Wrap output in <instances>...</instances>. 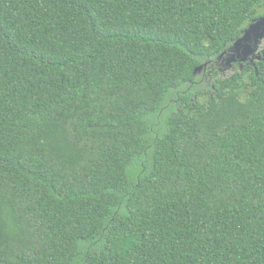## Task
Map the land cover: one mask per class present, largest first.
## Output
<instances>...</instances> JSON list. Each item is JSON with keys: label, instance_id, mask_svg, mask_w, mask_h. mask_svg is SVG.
Masks as SVG:
<instances>
[{"label": "trees", "instance_id": "trees-1", "mask_svg": "<svg viewBox=\"0 0 264 264\" xmlns=\"http://www.w3.org/2000/svg\"><path fill=\"white\" fill-rule=\"evenodd\" d=\"M262 17L0 0V264H264V58L220 61Z\"/></svg>", "mask_w": 264, "mask_h": 264}, {"label": "water", "instance_id": "water-1", "mask_svg": "<svg viewBox=\"0 0 264 264\" xmlns=\"http://www.w3.org/2000/svg\"><path fill=\"white\" fill-rule=\"evenodd\" d=\"M263 40L264 17L255 20L243 33V36L236 41L234 46L230 49V53H228L227 66H232V64L237 61H240V63H253L251 60L258 53L260 43ZM226 54L227 53H223L220 58H223ZM202 69L203 67H200L196 72H200Z\"/></svg>", "mask_w": 264, "mask_h": 264}, {"label": "rangeland", "instance_id": "rangeland-1", "mask_svg": "<svg viewBox=\"0 0 264 264\" xmlns=\"http://www.w3.org/2000/svg\"><path fill=\"white\" fill-rule=\"evenodd\" d=\"M261 58H264V40L260 43V47H259V51H258V53L252 58V60H251V62H254V61H257V60H259V59H261ZM222 64V66H225V67H227L228 69H227V71L226 72H224V74H226V75H228V74H230V73H232L233 72V68H232V66H227V64L226 63H221ZM221 66V67H222ZM208 74V72L205 74V76L204 77H206V78H208L209 76V74ZM202 75V74H201ZM203 76V75H202ZM205 78V79H206ZM209 79V78H208ZM208 79H206V80H208Z\"/></svg>", "mask_w": 264, "mask_h": 264}, {"label": "flooded vegetation", "instance_id": "flooded-vegetation-1", "mask_svg": "<svg viewBox=\"0 0 264 264\" xmlns=\"http://www.w3.org/2000/svg\"><path fill=\"white\" fill-rule=\"evenodd\" d=\"M226 53L227 54L223 58L220 59L221 63H226L227 64V58L229 56L228 53H230V50L228 52H226ZM239 63H240V61H237L236 63H233V65H235V64L239 65Z\"/></svg>", "mask_w": 264, "mask_h": 264}]
</instances>
